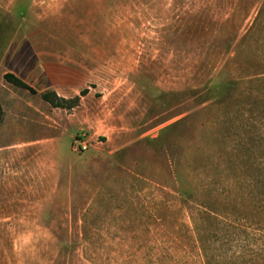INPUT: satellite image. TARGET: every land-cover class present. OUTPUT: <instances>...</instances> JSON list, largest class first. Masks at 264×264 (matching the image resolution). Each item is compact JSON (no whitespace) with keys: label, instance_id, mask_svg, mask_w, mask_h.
<instances>
[{"label":"rangeland","instance_id":"rangeland-1","mask_svg":"<svg viewBox=\"0 0 264 264\" xmlns=\"http://www.w3.org/2000/svg\"><path fill=\"white\" fill-rule=\"evenodd\" d=\"M0 21L35 91L0 78V264H264V0H0Z\"/></svg>","mask_w":264,"mask_h":264},{"label":"trees","instance_id":"trees-1","mask_svg":"<svg viewBox=\"0 0 264 264\" xmlns=\"http://www.w3.org/2000/svg\"><path fill=\"white\" fill-rule=\"evenodd\" d=\"M4 79H5V81L7 83L11 84L14 87L22 88V89H25V90L30 91L31 93L35 94V91L29 85H27L26 83H24L22 80H20L19 78H17L13 74H6L5 77H4ZM87 93H88V91L87 90H84L81 93V97L82 96H86ZM42 99L45 102L51 104L55 108L67 109V108H73V107L77 106L78 103L80 102V99L81 98L79 96V97H76L73 100V102H69L68 100L59 97L56 93H45V94L42 95Z\"/></svg>","mask_w":264,"mask_h":264},{"label":"crops","instance_id":"crops-1","mask_svg":"<svg viewBox=\"0 0 264 264\" xmlns=\"http://www.w3.org/2000/svg\"><path fill=\"white\" fill-rule=\"evenodd\" d=\"M8 12V9L7 11ZM7 14V13H6ZM8 16V15H6ZM13 17V16H12ZM6 22V21H5ZM0 21V78H4L6 74H13L24 83H26L25 79L18 75L17 72L5 66L8 56L13 54L12 51V42L8 43V36L13 35V39L15 38V32L13 26L9 28V24L6 22ZM26 30V28H25ZM8 45V46H5ZM4 71V72H3ZM3 73V74H2ZM5 80V79H4Z\"/></svg>","mask_w":264,"mask_h":264}]
</instances>
